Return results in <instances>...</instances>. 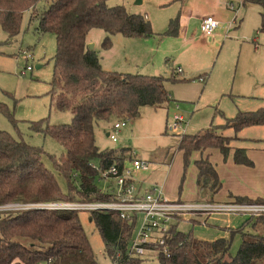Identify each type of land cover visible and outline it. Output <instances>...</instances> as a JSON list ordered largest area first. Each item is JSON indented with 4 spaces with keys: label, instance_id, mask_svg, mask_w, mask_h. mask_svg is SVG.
Masks as SVG:
<instances>
[{
    "label": "trees",
    "instance_id": "1",
    "mask_svg": "<svg viewBox=\"0 0 264 264\" xmlns=\"http://www.w3.org/2000/svg\"><path fill=\"white\" fill-rule=\"evenodd\" d=\"M107 1L0 0V30L7 35V43L20 35L25 15L36 22V35L55 36L57 51L50 94L58 110L72 113L67 125L52 126L47 120L30 125L33 133L50 137L63 148L60 157L0 130V264H99L78 211L34 205L115 201L113 183L102 174L114 164L123 167L131 155L125 148L101 150L96 145L95 125L129 121L139 116L142 107L159 108L170 102L165 77L106 71L95 49L89 48L87 38L92 30L103 31L107 37L102 47L109 50L110 37L117 34L143 39L176 36L179 19L172 21L165 33L156 34L145 17L130 14L123 6L109 7ZM244 1L262 6L260 31L264 32V0ZM221 115L225 125L212 124L203 132L180 138L184 169L196 151L217 149L227 158L233 141L239 138L223 137L220 131L238 134L246 127L264 125V109L239 112L232 119ZM233 159L238 165L253 166L245 149H235ZM195 165L198 192L211 197L207 202L214 203L212 197L222 189L218 173L207 158ZM97 180L111 184L107 183L103 191L97 187ZM235 200L264 203V198ZM10 204L31 207L1 209ZM255 219L259 223L264 217ZM182 220L175 218L162 233L163 245L151 244L144 255H136L131 245L139 218L122 219L112 211H93L89 217L99 230L112 264H154L152 258L157 264H264L263 235L240 227L227 229L228 238L201 240L192 232L178 230ZM236 236L240 240L234 255L232 240Z\"/></svg>",
    "mask_w": 264,
    "mask_h": 264
},
{
    "label": "rangeland",
    "instance_id": "2",
    "mask_svg": "<svg viewBox=\"0 0 264 264\" xmlns=\"http://www.w3.org/2000/svg\"><path fill=\"white\" fill-rule=\"evenodd\" d=\"M138 4V0L107 1L109 7L123 6L130 14L143 15L146 12L148 18H151L149 20L153 31L161 34L168 31L172 26L171 22L178 17L179 9L176 8L179 4L162 8L158 7V0H144L142 5ZM261 8L258 4L247 2L238 11L235 24L231 23V11L224 14L219 19L220 27L216 31L219 33L218 46L212 41L213 37H202L198 23L190 25L188 30V36L193 41L190 45L178 35H163L157 39H129L117 34L110 37L112 47L105 50L102 44L107 36L101 30H92L87 40L89 45H94L104 70L163 76L167 79L166 90L173 98L167 105L159 108L142 107L137 118L127 121L120 128L117 142L110 139V134H115L113 125L117 121L98 123L94 130L96 145L101 150L118 151L125 148L139 160L146 161L149 167L144 178L154 185H162L163 195L169 201L180 199L182 202L193 203L207 198L210 200L211 197L197 192L195 153L184 169L178 144L184 135L197 134L212 124L225 125L221 114L232 119L239 112H256L264 108V32H259L260 12L263 11ZM35 27L36 22L30 21L29 16L25 15L20 35L10 43L6 42L8 37L0 30V130L60 157L63 148L58 143L50 137L33 133L30 129L31 123L40 120H47L52 126L67 125L72 121L71 111L58 110L50 94L54 75L53 59L57 51L56 38L53 34L36 35ZM37 65L42 68H37ZM27 67H32V71H27ZM173 72H179L180 78L191 80L173 82L169 80ZM174 114L183 115L186 123L177 131L171 132L167 129L166 122ZM226 131L233 134L232 130ZM219 133L226 136L225 132ZM238 137L233 141L232 147L245 148L247 156L254 163V169L235 167L232 152L226 159L217 149L209 152L210 160L217 164L223 184V189L212 197L215 203L235 201V198H229L231 194H239L252 200L264 198V125L246 127ZM107 183L111 184L97 180L96 185L106 191ZM60 204L48 203L34 207L56 209L60 208L57 207ZM4 209L23 208L18 204H10L4 206ZM78 214L97 262L112 264L105 254L99 230L89 221L90 212L78 210ZM204 217L212 223L217 221L213 222L214 219L231 218L234 221L231 226L238 228L249 219L243 215L228 214ZM184 219L177 225L179 231L192 232L194 236L208 241L229 237L226 234L228 230L223 227L193 226L190 224L192 218ZM141 222L142 215H139L134 237ZM251 229L248 225L244 228L245 232H250ZM261 233L264 234V229ZM239 240V236L232 240L234 255L238 252ZM152 262L157 264L155 258H152Z\"/></svg>",
    "mask_w": 264,
    "mask_h": 264
},
{
    "label": "built area",
    "instance_id": "3",
    "mask_svg": "<svg viewBox=\"0 0 264 264\" xmlns=\"http://www.w3.org/2000/svg\"><path fill=\"white\" fill-rule=\"evenodd\" d=\"M230 8L234 10L235 6L230 4ZM218 27L219 22L213 16L202 19L201 31L205 36L211 37ZM26 70L32 71V67H27ZM126 123L127 120H124L113 125L115 134H110V139L113 142H117V133ZM185 123L184 117L176 114L173 120L167 123V129L171 132L177 131ZM147 164L146 161L133 159L129 164L125 163L123 167L114 164L102 174L105 180L113 183L115 201L61 203L57 205L60 208L56 209L88 212L112 211L119 213L122 219L129 220L134 217L139 218V215H142L141 226L131 245V250L136 255H144L147 246L151 244L163 245L162 233L170 228L177 217L187 219L197 216H210L211 214L243 215L249 218L264 217V203L255 201L244 203L236 200L229 203L169 201L164 197L163 191L157 187L142 193L136 184V175L139 172L148 171L149 166Z\"/></svg>",
    "mask_w": 264,
    "mask_h": 264
},
{
    "label": "crops",
    "instance_id": "4",
    "mask_svg": "<svg viewBox=\"0 0 264 264\" xmlns=\"http://www.w3.org/2000/svg\"><path fill=\"white\" fill-rule=\"evenodd\" d=\"M138 5H142V3H144V0H138ZM247 2L244 1V0H158V4L160 6V8L162 7H166L168 5H176V4H179V6L176 8V9H179V12H178V19H179V26H178V36L180 37V39H184L183 41L187 44V45H190L193 43L192 41V38L188 36V30L190 28V25H195V24H199V27H200V31H201V22H202V19L207 17V16H213L214 18L215 17H218V18H215L218 22H219V19L224 15V14H228L230 11L232 13V17H231V23H236L237 19H238V16H239V13L238 11L241 9L242 6H244ZM230 4H233L235 6V9H231L230 8ZM255 4V3H254ZM157 7V8H158ZM205 7V8H204ZM206 9V10H205ZM262 9V8H261ZM234 13V14H233ZM261 13H262V10L260 12V16H261ZM135 15H138V14H135ZM143 17H145L149 22L151 19L150 17L148 18V15L147 13L145 12L143 15L142 13L139 14ZM151 23V22H150ZM261 24H262V16H261ZM220 27V25H219ZM218 27V28H219ZM260 28H261V25H260ZM260 28H259V32L260 31ZM153 29V28H152ZM218 30V29H217ZM216 30V31H217ZM215 33L211 36L213 37L212 38V41L215 43V45H219V42L217 41L218 37H219V33ZM155 32V31H154ZM156 34H161V33H158V32H155ZM201 35L204 39L206 38H209L207 36H205L202 31H201ZM159 36H156V37H152L154 39H157ZM129 39H132V38H129ZM151 39V38H150ZM89 42V41H88ZM213 43V44H214ZM38 68H42L41 65H37ZM151 67H148V69H150ZM180 70V68H179ZM181 71V70H180ZM206 75V74H205ZM154 76H160V75H154ZM171 79V81L173 82H189L191 79H188L186 80L185 78H180L179 77V72H173L171 73V77L169 78ZM174 79L176 81H174ZM196 79V78H194ZM193 79V80H194ZM169 95V94H168ZM169 99L170 101L173 99L170 95H169ZM264 109V108H262ZM261 110V109H260ZM176 115V114H174ZM183 116V115H182ZM237 116V115H236ZM235 116V117H236ZM174 117V116H173ZM173 117L170 121L173 120ZM184 117V116H183ZM185 119V118H184ZM228 119V118H227ZM167 120L166 124L168 122H170ZM225 121V119H224ZM211 126V125H210ZM205 130V129H204ZM204 130H200L198 133L200 132H203ZM242 131V130H241ZM240 131V132H241ZM225 132L226 136L228 137H234L236 136L237 138L238 137V134H235L234 131L232 135H230V131H223ZM195 135V134H194ZM179 145H180V141H179V144H178V150L179 152L182 153V151L179 149ZM233 145V143H232ZM237 148H240V147H233L232 149V156L234 155V151L235 149ZM242 149H245V148H242ZM212 150H215V149H207V150H204V151H196L194 152L193 154L195 155V161H194V164L202 159V158H207L215 167L216 169V172L218 173V169H217V164L215 165L211 160H210V157H209V152H211ZM246 150V149H245ZM219 151V150H218ZM128 153L130 154L131 152L128 151ZM222 154V153H221ZM131 157L126 160V164H129L131 160L133 159H138L137 156H134L132 154H130ZM182 156H183V153H182ZM251 160V159H250ZM252 161V160H251ZM253 162V161H252ZM233 164L235 165V167L237 168H245V169H249V170H253L254 169V163H253V166L252 167H248V166H245V165H238L234 162V159H233ZM195 171H196V188H197V192H198V186H197V177H198V171H197V168H196V165H195ZM144 173H146V171H143V172H139L137 175H136V184L137 186L141 189L142 193H144L145 191H148V189H152L153 187H157L159 189H161L162 191H164V187L162 185H154L153 183H149L148 182V179H145L144 178ZM247 173V172H246ZM249 174V173H248ZM218 176H219V173H218ZM219 179L221 181V178L219 176ZM222 183V181H221ZM152 187V188H151ZM222 189H223V184H222ZM233 191V190H232ZM199 193V192H198ZM235 193V192H234ZM236 194V193H235ZM249 195H251L250 193H248ZM217 195V194H216ZM238 195V196H237ZM206 196V195H205ZM229 198L231 199H234V198H247V199H250L248 197H242L240 196L239 194H236L235 196L234 195H230ZM167 199V198H166ZM260 199V198H259ZM252 200V199H250ZM174 201H181L180 199L178 200H174ZM208 201V198L207 200L203 199L202 201H199V202H207ZM215 203V202H214ZM209 219V218H208ZM191 222L190 224H192L193 226L195 225H200V226H207L208 228H221L223 227L224 229H234V228H238V227H233L231 226L232 223H234L233 219L229 218V219H214V223L212 222H208L207 218H205L204 216H197V217H193L192 219H190ZM257 222V219L255 218H249L244 224L243 226H240L241 228H245L246 225L248 226H251L252 229L250 230V232H253V233H258V234H261L264 236V234H262L261 232L263 231L264 229V219L262 221H260L259 223H256ZM239 227V228H240ZM245 231V230H244ZM228 231H226V234L229 235V233H227ZM249 233V232H248ZM220 238H227V237H218L217 239H220ZM199 239L201 240H207L203 237H200L199 236ZM208 241V240H207ZM45 263V262H43ZM47 264V263H46Z\"/></svg>",
    "mask_w": 264,
    "mask_h": 264
},
{
    "label": "water",
    "instance_id": "5",
    "mask_svg": "<svg viewBox=\"0 0 264 264\" xmlns=\"http://www.w3.org/2000/svg\"><path fill=\"white\" fill-rule=\"evenodd\" d=\"M89 48H90L91 50H93V49H94V45H93V44L89 45ZM37 68H38V66H37Z\"/></svg>",
    "mask_w": 264,
    "mask_h": 264
}]
</instances>
